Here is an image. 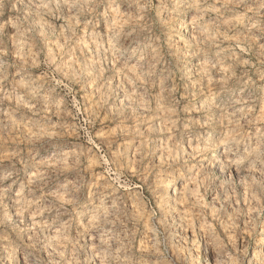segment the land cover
<instances>
[{
    "label": "clouds",
    "instance_id": "1",
    "mask_svg": "<svg viewBox=\"0 0 264 264\" xmlns=\"http://www.w3.org/2000/svg\"><path fill=\"white\" fill-rule=\"evenodd\" d=\"M0 264H264V0H0Z\"/></svg>",
    "mask_w": 264,
    "mask_h": 264
}]
</instances>
